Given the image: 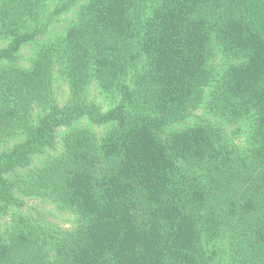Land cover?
<instances>
[{"label": "trees", "instance_id": "obj_1", "mask_svg": "<svg viewBox=\"0 0 264 264\" xmlns=\"http://www.w3.org/2000/svg\"><path fill=\"white\" fill-rule=\"evenodd\" d=\"M0 264H264V0H0Z\"/></svg>", "mask_w": 264, "mask_h": 264}, {"label": "rangeland", "instance_id": "obj_2", "mask_svg": "<svg viewBox=\"0 0 264 264\" xmlns=\"http://www.w3.org/2000/svg\"><path fill=\"white\" fill-rule=\"evenodd\" d=\"M59 20V19H58ZM64 16H62V20H59L61 21L62 23H60V25H58V29L61 28V25L64 23ZM53 33H50L48 34V36L50 37ZM32 49H31V46H26L25 48H23V50L20 52V61H23V62H26L30 59L31 55H32ZM89 94L91 97L95 98L96 100H98V102L100 103H103V97L102 94L100 93V90H98L97 86L96 85H91L89 87ZM91 126V125H89ZM94 130L98 131L99 129L91 126ZM229 127V130H232V131H235L234 133V140H236L237 142H241V140L243 139V137H245V134H244V129H239V125L238 124H233V125H230L228 126ZM237 131V132H236ZM68 214L65 215V216H61L59 218H57V222L59 220L60 223L62 222H66V218L68 219ZM65 226H69V223L67 222V224H65Z\"/></svg>", "mask_w": 264, "mask_h": 264}]
</instances>
